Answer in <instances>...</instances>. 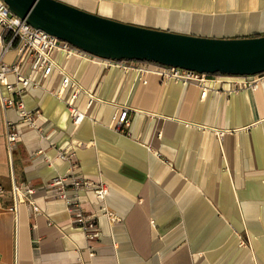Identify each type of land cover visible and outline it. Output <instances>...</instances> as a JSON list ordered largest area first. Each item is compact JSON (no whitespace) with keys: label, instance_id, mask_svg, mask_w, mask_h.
<instances>
[{"label":"crops","instance_id":"1","mask_svg":"<svg viewBox=\"0 0 264 264\" xmlns=\"http://www.w3.org/2000/svg\"><path fill=\"white\" fill-rule=\"evenodd\" d=\"M60 1L178 33L264 35V0ZM53 56L78 86H65L54 68L37 74L25 92L28 109L43 114L38 125L46 137L0 104V182L31 184L40 209L22 203L12 213L0 206V264H264V83L202 98L193 84L156 74L144 82L136 72L59 51ZM70 101L86 113L78 127ZM125 107L130 124L123 133L114 122ZM9 120L20 136L12 160ZM215 129L229 132L220 137ZM78 141L84 144L71 163L57 158L59 148ZM67 173L109 186L105 202L93 190L78 192L100 227L93 257L65 200L47 186ZM104 206L118 221L102 213Z\"/></svg>","mask_w":264,"mask_h":264},{"label":"built area","instance_id":"2","mask_svg":"<svg viewBox=\"0 0 264 264\" xmlns=\"http://www.w3.org/2000/svg\"><path fill=\"white\" fill-rule=\"evenodd\" d=\"M55 51L63 52L66 58L79 57L107 67H116L125 72H136L144 82H147L148 75L156 74L164 81H174L183 85L193 84L201 90L202 98L211 91L227 94L247 89L256 91L264 83V72L254 75L210 74L144 60L102 58L33 27L26 19L14 14L5 0H0V104L5 109H15L19 122L25 124L27 128L37 129L43 137L46 135L38 125L39 120L43 118L42 112L29 110L24 101L25 92L31 84L36 83V75L42 74L46 77L54 68H57L64 74L65 86H78L77 82L73 81L56 63L53 56ZM11 52L15 53V57L9 62L6 57ZM69 110L75 127H78L86 117V113L76 108L73 101L69 102ZM129 124V109L125 107L116 117L114 126L116 130L126 133ZM215 130L220 137L229 132L224 129ZM5 138L7 151L12 160L13 151L20 140L18 123L10 120L6 122ZM83 144L78 141L69 149L59 148L57 158L71 163L76 147ZM47 186L55 196L65 200L73 222L83 230L86 236L89 256H95V244L100 238V227L96 220L97 216L85 211L78 192L81 189L93 190L96 196L105 202L109 195V186L105 183L94 184L83 177L69 173L54 179ZM68 189H72L75 193L70 195ZM35 192L36 188L31 184L18 183L15 179L10 188L0 182V206L9 212L16 213L20 205L26 203L33 211L39 212L40 209L33 199ZM102 213L112 221H118L115 213L108 210L106 206L103 207Z\"/></svg>","mask_w":264,"mask_h":264},{"label":"water","instance_id":"3","mask_svg":"<svg viewBox=\"0 0 264 264\" xmlns=\"http://www.w3.org/2000/svg\"><path fill=\"white\" fill-rule=\"evenodd\" d=\"M5 2L33 27L102 58L144 60L210 74L264 72V35L198 36L103 17L60 0Z\"/></svg>","mask_w":264,"mask_h":264},{"label":"bare ground","instance_id":"4","mask_svg":"<svg viewBox=\"0 0 264 264\" xmlns=\"http://www.w3.org/2000/svg\"><path fill=\"white\" fill-rule=\"evenodd\" d=\"M155 63V62H154ZM159 64V63H158ZM162 65V64H161Z\"/></svg>","mask_w":264,"mask_h":264}]
</instances>
